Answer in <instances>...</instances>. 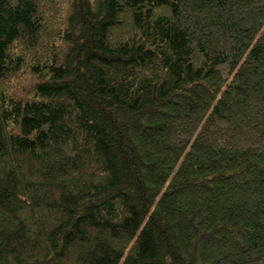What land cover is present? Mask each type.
Returning a JSON list of instances; mask_svg holds the SVG:
<instances>
[{
    "label": "trees",
    "instance_id": "obj_1",
    "mask_svg": "<svg viewBox=\"0 0 264 264\" xmlns=\"http://www.w3.org/2000/svg\"><path fill=\"white\" fill-rule=\"evenodd\" d=\"M0 264H264V0H0Z\"/></svg>",
    "mask_w": 264,
    "mask_h": 264
}]
</instances>
